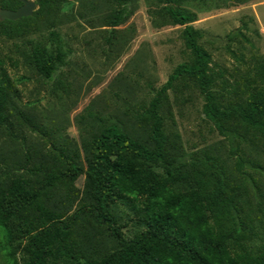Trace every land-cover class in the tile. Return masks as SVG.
<instances>
[{"label": "rangeland", "instance_id": "374dc122", "mask_svg": "<svg viewBox=\"0 0 264 264\" xmlns=\"http://www.w3.org/2000/svg\"><path fill=\"white\" fill-rule=\"evenodd\" d=\"M18 29L0 37V83L7 87V124L0 127V188L12 177L39 179L41 174L72 162L85 170L86 144L99 126L115 125L150 146L147 124L139 117L173 68L191 60L182 37L183 26L172 24L165 8L194 14L189 23L201 33L197 43L208 53L215 74L211 89L223 106L242 102L264 70V0H129L127 17L115 27L108 21L116 10L111 0H48L45 9ZM63 1L69 2L66 7ZM52 31L56 40L49 38ZM47 47L64 53L50 80L38 76L31 51ZM203 95L187 78L176 80L161 97L166 150L172 164L187 177V185L204 182L218 168L238 187L243 213L252 216L247 245L264 249V175L245 167L253 178L233 167L225 131L203 114ZM246 160L264 166L258 143L239 145ZM88 184L83 174L68 188L52 193L48 205L74 220L71 238L77 252L95 255L112 247L87 210ZM111 213L130 237L138 229L134 210L116 202ZM257 217V218H256ZM1 244V238H0ZM5 263L0 250V264Z\"/></svg>", "mask_w": 264, "mask_h": 264}, {"label": "trees", "instance_id": "16d2710c", "mask_svg": "<svg viewBox=\"0 0 264 264\" xmlns=\"http://www.w3.org/2000/svg\"><path fill=\"white\" fill-rule=\"evenodd\" d=\"M116 10L108 21L117 26L127 15L129 0H111ZM181 0H165L172 4ZM203 1V0H193ZM45 9L48 0H35ZM64 6L69 2L63 1ZM19 0H0V9L15 10ZM172 24L183 26L189 62L176 65L166 81L156 90L139 117L147 124L146 145L115 125L99 126L86 144L85 170L64 161L65 167L41 174L39 179L12 177L0 188V250L4 264H264V249L253 250L247 243L252 233V216L243 213L238 187L231 186L220 169L204 182L187 185V177L172 164L166 150L162 120L158 115L161 97L173 83L187 78L203 95L202 112L221 133L227 134L233 167L240 176L253 182L244 168L264 175V166L244 158L239 145L258 143L264 150V70L257 73L259 85L242 102L223 106L211 91L215 74L208 53L197 43L201 33L189 23L194 14L166 7ZM29 17L0 22V37L20 34L11 27L25 25ZM48 36L57 39L55 32ZM36 74L50 80L64 53L55 47L34 48L30 54ZM7 87L0 83V127L7 124L5 112ZM80 174L88 184L87 207L95 224L101 226L112 247L95 255L77 252L71 238L73 222L82 210L64 217L50 208L53 192L68 188ZM120 202L134 210L138 229L130 237L124 225L115 223L112 206ZM257 218V217H256Z\"/></svg>", "mask_w": 264, "mask_h": 264}, {"label": "water", "instance_id": "95a60500", "mask_svg": "<svg viewBox=\"0 0 264 264\" xmlns=\"http://www.w3.org/2000/svg\"><path fill=\"white\" fill-rule=\"evenodd\" d=\"M21 5L15 10L0 9V22L7 21H16L20 18L29 17L34 10V2L31 0H19Z\"/></svg>", "mask_w": 264, "mask_h": 264}]
</instances>
